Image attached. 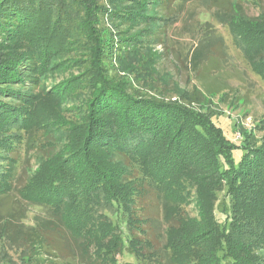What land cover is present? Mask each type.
Here are the masks:
<instances>
[{
  "label": "trees",
  "instance_id": "trees-1",
  "mask_svg": "<svg viewBox=\"0 0 264 264\" xmlns=\"http://www.w3.org/2000/svg\"><path fill=\"white\" fill-rule=\"evenodd\" d=\"M173 1L0 0V253L19 264H264V139L240 128L232 144L190 106L229 88L224 38L203 24L190 100L151 97L120 75L143 38L162 43L154 32L175 23ZM194 2L264 82V16L246 18L234 0ZM24 140L36 167L18 198L43 210L31 224L6 205ZM124 252L134 262H119Z\"/></svg>",
  "mask_w": 264,
  "mask_h": 264
},
{
  "label": "rangeland",
  "instance_id": "rangeland-1",
  "mask_svg": "<svg viewBox=\"0 0 264 264\" xmlns=\"http://www.w3.org/2000/svg\"><path fill=\"white\" fill-rule=\"evenodd\" d=\"M240 4L243 14L248 19L256 18L258 15L264 16V0H234ZM167 16L172 17L175 23L165 28L164 35L161 28L156 29L155 35L159 34L162 43L155 44L152 37L147 39L134 55L123 62L119 67L120 75L128 74L129 80L133 81L132 85L143 93L151 97H160L165 101L175 102L179 95H184L190 100L191 92L195 88L201 91L199 84L193 79L190 71L189 53L196 46L204 23H208L224 38L226 44V53L228 63L225 70L230 75L227 84L229 88L219 95L206 94L203 99L196 98L191 105L194 110L201 111L203 108L207 114L211 115L213 124L220 128L225 138L232 144L240 146L241 135L239 129L243 128L249 132H254L256 139H264V82L259 79L247 65L242 56L239 46L229 35L228 29L219 25L211 16L210 12L205 11L196 2H184V0H174L169 9ZM106 26L116 38L117 31L105 19ZM163 23V22H160ZM159 24V23H158ZM129 33H136L130 31ZM142 36L144 34H141ZM149 40V43H147ZM235 67L233 70L232 68ZM76 74V71L62 72L57 74L53 79H48V87L59 84L62 80ZM241 77V78H240ZM47 82V81H46ZM198 91V92H199ZM185 103L190 101H184ZM26 140L17 146V151L13 154L17 161L14 172V190L6 200V205L11 209L20 210L25 215V224H31L34 215H42L43 210L20 202L17 189L20 188L29 177L31 171L35 169V159L31 147L26 144ZM242 154V151L236 150L235 158ZM217 206H222L225 202L224 194H217ZM192 204L185 208L189 216H195ZM154 211L151 216L155 217ZM218 221L223 216L216 210ZM163 236L156 235L153 242L156 246L163 243ZM4 254H7V260H12L19 264V254L4 248L0 253V263L6 261ZM260 255L264 256V253ZM119 262H134L132 256L124 252L118 256Z\"/></svg>",
  "mask_w": 264,
  "mask_h": 264
}]
</instances>
